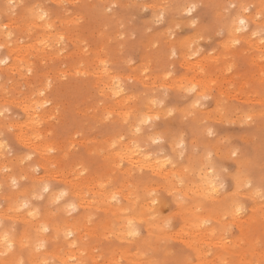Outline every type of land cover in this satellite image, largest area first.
Masks as SVG:
<instances>
[{
	"label": "rangeland",
	"instance_id": "1",
	"mask_svg": "<svg viewBox=\"0 0 264 264\" xmlns=\"http://www.w3.org/2000/svg\"><path fill=\"white\" fill-rule=\"evenodd\" d=\"M179 1L183 7L181 12L176 10L173 15L168 12L160 24L153 23V13L158 12L162 4L177 6ZM16 2L24 7L9 13V0H0V44L4 45L0 48V60L6 62L0 64V107L9 108V112L0 117V132H3L0 140L6 143V148L0 150V168L8 169L7 172H0V213L4 215L2 230L9 233L13 242L10 261L23 260L26 264L20 255L35 254L37 264H44L45 261L47 264H179L178 261L175 263L179 258L186 264H195L196 258L190 253L188 245L182 242V239H191L202 249V259L206 263L240 264V260L243 264H261L259 255L264 257V229L256 233L261 238H255L252 245L247 234L249 225L243 221L250 218V226L262 229L264 202L258 197L252 198L248 189L240 188L235 198L243 205V211L237 215L225 212L237 193L232 177L239 171V163L234 158H228L231 151L238 149L242 159L253 162L250 175L253 184H258L261 176L260 160L264 149V59H261V52L264 48L260 37L252 35L258 25L264 23L257 16L261 0ZM188 3L199 5L190 16L184 12ZM228 3L252 5L248 13L242 15L250 26L252 21L255 23L249 34L251 50L240 39L241 34L235 37L239 40L235 46H230L229 38L233 37L225 30L222 35H216L223 16L241 12L239 7L225 12L224 6ZM38 4L49 13L47 24L52 25L49 29L51 37L43 52L38 50L34 38L42 31L44 22L34 21L28 11ZM109 4L117 5L110 14L104 11ZM145 5L147 9L142 10ZM24 15H27V22L22 23ZM193 19L197 21L195 26L191 25ZM5 25L7 30H4ZM170 28L173 29L171 36L167 35ZM9 31L12 33L10 38L7 36ZM246 31L243 34H247ZM61 36L64 37L63 42L57 43ZM224 39L228 43L223 42ZM192 40L199 41L198 45H193V51L197 46L203 49L195 57L190 56L187 47ZM255 43L258 46L254 47ZM17 44L24 46L26 56L23 61H16L15 54L9 53ZM173 47L177 50L176 56L171 55ZM101 60L107 62V70ZM129 60L131 63H128ZM187 60L190 65L185 64ZM169 72L171 76H168ZM48 80L52 81V86L45 88ZM116 80L123 89L119 95L125 99L114 96L110 91V87L116 90ZM181 83H195L199 91L186 96L178 90ZM165 88L168 97L164 105L154 107L150 100L163 98ZM42 90L45 94L40 96ZM201 93H206L210 99L203 101V108L192 109L194 100ZM29 99L43 105L37 108L42 114L36 121L43 142L52 149L48 151V156L54 162L51 164L53 170L57 169L61 174L76 171L79 177L91 184L94 193L98 191V182H102L108 192L126 189V192L132 193L136 189L140 201L150 203L144 219H130L138 235L132 239H115L117 228L122 223H110L119 219L124 222L126 215L122 211L106 212L97 210L95 205H80L77 197H68L67 190L71 186L67 180L71 179V175L67 182L60 179L61 182L57 179L59 177L49 176L51 171H44L36 163L39 155L17 138L19 130L23 129V124H19L25 118L23 107ZM113 107L124 112L126 119H120L115 112L110 113L109 109ZM169 110H172L171 115ZM190 111L193 115H188ZM145 115L158 119L141 125L142 131L133 135L132 130ZM208 127L214 131L212 137L206 135ZM8 128L12 131L9 132ZM156 136H161L162 142L152 144L149 138ZM181 136L186 145L183 161L173 151ZM114 139L118 141L112 147L116 150L121 143L126 142L131 147L137 143L139 149L157 157L160 162L172 159L176 167L173 164L162 165L169 178H162L148 170L126 172L125 162L119 160L121 169L117 164L103 160V154L110 149L106 142L112 143ZM103 140H107L105 145ZM99 142L104 145L103 148ZM194 144L198 145V151H203L206 144L215 153L217 162L228 169L225 187L216 199L202 200L192 195V186L199 181L198 175L186 176L185 186L176 184L173 179V173H183L184 166L193 155ZM28 156L31 159H26ZM17 164L19 167L15 166ZM102 167L112 175L106 172L100 177ZM116 173L123 176L119 183L110 180ZM30 175L37 177L40 187L43 182L49 184V191L39 200L32 198L40 190L35 191ZM12 179L17 180L15 188L12 187ZM61 188L65 189L63 192L66 195L56 204L51 203L50 192ZM19 190L22 192L18 194ZM153 190L156 195L148 196L147 193ZM173 190L185 196L184 205L178 204L175 196L170 195ZM82 191L85 197L92 198L85 187ZM11 192L17 195L12 198L13 203L19 205L27 198L30 207L12 209L6 198V194ZM115 195L117 200H112V195L107 203L125 206L122 194ZM153 199L157 201L155 205L152 204ZM71 204L76 205L75 211L68 210ZM26 210L36 215L25 214ZM148 220L150 230L146 224ZM204 220L209 222L202 224ZM165 221H171L168 228L164 227ZM34 223L38 225L36 232L31 228ZM68 223L73 232L70 237L53 230ZM42 225L47 226V232L41 231ZM150 234L155 237L153 241L149 239ZM43 236H50L49 242ZM219 239L226 246L214 243ZM26 240L28 243L25 245ZM41 240L44 247L36 251V243ZM128 240L139 245L133 247ZM52 241H55L54 247L51 246ZM226 249L232 250L233 254H224ZM250 250L255 252V256L249 254ZM69 253L73 256L63 263V257ZM134 254L136 261V257L131 259ZM10 261L4 264H10Z\"/></svg>",
	"mask_w": 264,
	"mask_h": 264
},
{
	"label": "bare ground",
	"instance_id": "2",
	"mask_svg": "<svg viewBox=\"0 0 264 264\" xmlns=\"http://www.w3.org/2000/svg\"><path fill=\"white\" fill-rule=\"evenodd\" d=\"M216 1L220 2L221 0H216ZM259 3H261V2H259ZM172 6H173V9H172V11H170L171 15H173L176 12V10H178L180 12H181V10H183V7H181L182 6V2L181 1L178 2L177 6L176 5L175 6L172 5ZM236 15L223 16L224 19H223L221 25L222 24L225 25V28H224L225 33L230 35V36H232V34L228 31V26L231 25L232 19L235 18ZM242 18H244V17H242ZM33 20L35 21L34 18H33ZM221 20L219 22H221ZM36 21H38V20H36ZM25 22H27V15H24L22 17V23H25ZM46 24H47V21L44 22V27L42 28V31L38 32L35 35V38H34L37 41L38 50L40 52H43V48H44V46L46 44L45 42H47L48 39H50V37H51V34L49 33L50 30H49V28L46 27ZM254 25H255V23L253 21L251 23V26H250V23L248 22V28H247V31H246L247 34H243V32L242 33H237V34H235V37L239 36V34H241V36H240L241 40H244V42L247 43V44L251 43V38H250L251 35L249 36V34L252 32V30L254 28ZM225 38L228 41L227 37H225ZM229 39H232V38H229ZM226 40L224 39L223 42H225ZM255 45H257V44L255 43L254 47H255ZM247 46H249V44ZM30 47H31V45H30ZM249 47H250V49L248 48L249 50H251L253 48L252 45L249 46ZM9 53L15 54V58L14 59L16 61L17 60L23 61V59L26 56L25 51H24V46L23 45H18V44L14 45L11 48V50L9 51ZM251 57H252V55H251ZM251 57H250V59H251ZM185 64L186 65H190V61L189 60L185 61ZM110 91L113 94V92L115 91L114 87H110ZM115 96H119L120 98H123V99L126 98V97H124L122 95H115ZM39 105H41V103ZM23 110H24V113H25V118H24L23 122H21V123L18 122L19 124H23V129L21 131L19 130V133L17 134L18 135L17 138H19V140H21V142L25 146L30 147L34 152H36L39 155V160L36 161V163L41 165L43 167L44 171H47V172L51 171V173L49 172V174H48L49 176H52L53 178L59 177L57 179L58 180L61 179L64 182L68 181L67 183H69L70 186H71V188L67 190L68 191V197H70V198H73V197L76 198L77 197L80 200V203H79L80 205H82V204H86V206H89V205L94 206L95 205L94 207H96L97 210L99 208L100 210H105L106 212L107 211H109V212H113L114 211L115 212L116 210H119L120 212L122 211V214L126 215V218H125L126 220L124 222H123V220H120V219L117 220V221L112 220V222L110 223V224H114L116 222H117V224L122 223L117 228L115 239L126 240V239L134 238V237H130V236L127 235L128 231H129L128 221L127 220H130V219L142 220V219H144L147 205L150 204V203L146 204V203H143L142 201H140V198L138 197L139 194L136 191V189L132 193H130L129 191L126 192V189H122V190H119V191L108 192V191H106L104 189L105 186H103V187L100 186L102 184V182H98L97 183V186H99L98 191L96 193H94V192L91 191V188H92L91 184H89L86 180H84L81 177H79L76 174V171H70L68 173L61 174V172L59 170H57V169L53 170L51 168V164H53L54 162L52 161L50 156H48V149L50 148V146L48 147V145H46V143L43 142V140L41 138V135L39 133L38 122L36 121V119L38 117H41L40 115L42 114V112H41V110L37 109L36 102H34V101L30 100V99L25 101V105L23 107ZM109 112L110 113L111 112L112 113L115 112L114 114H118L120 116L119 117L120 119H122V118L126 119L125 113L121 112L118 107H113V109H109ZM153 114H155V112ZM93 116H95V115H93ZM93 118H95V117H93ZM18 123L13 124V126L17 125ZM110 138H113V137H110ZM110 138L109 139L107 138V140H110ZM107 140H103L104 141L103 144ZM134 140H136V142H137V139H134ZM108 142H106L107 146L112 144L111 142L110 143H108ZM117 143H118V141H117ZM119 143H120V141H119ZM98 144L102 148L105 145L104 144L102 146V143H100V142ZM137 145L138 144L135 143L131 147V146L127 145L126 142H124V143H121L119 149H117V150L115 149V147L114 148L109 147L111 150L108 149V151L103 154V160H105L107 162L110 161L111 164L115 163V165L117 164L116 166H118L120 168H121V164L119 163V160L121 162H125L127 164V167L124 168L126 172H127V170H129V171L130 170L131 171H137L138 170L139 172H141L143 170H148L151 173H154L156 175L159 174L162 178H169L168 177V173L163 171V166L158 164V162H160L159 159L157 157H151L147 152H143L141 149H139V145H138V147H137ZM105 149H106V147L104 148V150ZM121 156L124 157L123 160H121ZM104 163L106 164V162H104ZM15 166L19 167L18 164L15 165ZM105 166H107V165H105ZM104 168L102 167V169H100V170H103L101 173H99L100 177H101V175H105V173L107 172L106 170H104ZM109 169L111 170L112 168H109ZM115 169H118V168H115ZM115 169H114V171H115ZM121 169H123V168H121ZM114 171H112V172H114ZM107 173L110 174V171L108 170ZM116 174H115L116 176L115 175H113V177L111 176L112 178H110V180L113 181L114 183H119V182L122 181L123 176L120 175L121 172H120V174H118V173H116ZM122 174H124V173L122 172ZM70 175H71V179L67 180V178ZM110 175H112V174H110ZM110 175L108 177H110ZM97 177L98 176H96L94 178H97ZM29 179H30L31 183L35 186V188H36L35 191L40 190L42 188V187L38 186V183L36 181L37 177H35L33 175H30ZM98 180L99 179H95L94 181H98ZM83 187H85L92 194V198L85 197V194H83V191H82ZM64 190H65L64 188H61V189H58V190H55V191H51L50 192L51 200H53L56 195H58L61 191H64ZM140 190H141V188H140ZM21 192L22 191L19 190L18 194L21 193ZM116 193H121L122 194V197L126 201V205L125 206L124 205L115 206L113 204L107 203V199H109L110 196H112L113 194H116ZM16 196L17 195L15 194V192H13V193L11 192V193L6 194V198L10 202L9 205L14 210H16L19 207V205H17L16 202L13 203V199L12 198L15 199ZM216 198H218L217 195H216V197L214 199H216ZM185 212L189 213L188 211H185ZM25 214H29V210H26ZM178 214H181V212L178 211ZM257 215H258V213L256 214V216ZM252 216L253 215H251V217ZM2 218H4V215L0 213V220H2ZM249 220H250V218L245 219L243 222L247 226L249 225L247 234H248V236H250L251 244L253 245V240H255V238L256 239L261 238V236L259 237V235L256 234V233H258L260 230H263L264 227H262V229H259L258 226L252 227V226H250ZM146 224H148V230H150L151 226L149 225V220L146 221ZM1 225H2V223H0V236H2L6 232V231L2 230ZM31 228L36 232L38 230V225L36 223H34ZM62 229H65L67 231L70 230V223H68L66 226H63V227H55V229L53 228V230L55 232H60V233H62L64 235L65 232ZM189 229H191V228H189ZM263 233H264V231H263ZM192 234H194V232H192ZM255 235H257V236H255ZM29 236L31 237V235H29ZM49 238H50V236L49 237L43 236V239L45 241L48 240V242H49ZM149 239L153 241L155 239V237L150 234L149 235ZM20 241L21 240L19 239L18 242H20ZM131 241L132 240H128L127 241L129 245H131L133 247H137L139 245V244H136V243L131 242ZM182 242L185 245H188V249L190 250V253L192 254V256H194L196 258L195 264H209V263L204 262V259H202L203 251H202V249L200 248V246L197 243L191 241V239H182ZM214 243L216 245H218V246H226V244L221 239H219V241H216ZM51 246H53V247L55 246V241H52ZM223 250H224V248H223ZM224 254L232 255L233 251L229 250V249H226L224 251ZM249 254L255 256V252L252 251V250L249 251ZM20 256H22L25 259L26 264H37V262H38L37 257H36L35 254H32V255L31 254H21ZM71 256H73L71 253H69L66 257L64 256L63 257V263H65L66 260L69 257H71ZM238 256L239 255H237L236 257L238 258ZM259 256L261 258L260 261H261V264H262V262H264V260H263L264 257H263L262 254L259 255ZM135 257H136L135 254L131 255V259L132 260H134ZM136 260H137V257H136L135 261ZM177 261H178L179 264H186L185 261H181V258L177 259L175 263H177ZM239 262H240V264H243V262H241L240 260H239Z\"/></svg>",
	"mask_w": 264,
	"mask_h": 264
},
{
	"label": "snow or ice",
	"instance_id": "3",
	"mask_svg": "<svg viewBox=\"0 0 264 264\" xmlns=\"http://www.w3.org/2000/svg\"><path fill=\"white\" fill-rule=\"evenodd\" d=\"M199 5L196 3H188L184 6V12L187 15H191L195 9ZM18 7H24L23 4H17L16 0H9V3L7 5V10L9 13H13ZM117 7L115 4H109L104 8V11L106 13H111L113 9ZM147 5L142 10L147 9ZM239 7L241 9V12L236 15L235 18L232 19L231 25L228 26V31L232 34L233 38L230 41V46H235L239 44V40L235 38V34L240 33L241 29L237 25H244L245 24V19L242 18V15L244 13H248V9L252 7L250 4H234V3H228L227 5L224 6V11L228 12L231 9H235ZM260 11L257 13L258 18L261 21H264V0H262L260 6ZM173 6L164 3L160 6L159 11L153 13L154 15V20L153 23L155 24H160L164 19L165 16L168 12L172 11ZM29 14L35 19L39 20L41 22H46L49 13L44 10L43 5H35L31 9L28 10ZM197 24V21L195 19L191 20V25L195 26ZM46 27L51 29L52 25L51 24H46ZM177 28L180 27L179 24L176 25ZM225 25H221L220 30L224 31ZM4 30H7V26H4ZM10 37L12 36V33L9 31ZM173 34V29H169L167 35L171 36ZM217 35L220 34V32L216 33ZM201 38H203L201 36ZM64 40V37L61 36L59 40H57V43H62ZM196 40H192L190 43L187 44V47L189 49H192L193 45L196 44ZM46 43V42H45ZM261 46L264 48V40L261 41ZM4 45L0 44V48H3ZM171 55L176 56L177 55V50L175 47L171 49ZM261 59H264V51L261 52ZM6 62L4 60H0V64H5ZM101 64L105 65V70H107V62L104 60L100 61ZM128 63H131L129 60ZM229 70H231V66H229ZM203 71V69H201ZM171 72L168 73V76H171ZM167 78V77H166ZM116 83V90L113 92V95H119V93L123 90L120 87V82L119 80L115 81ZM52 86V81L48 80L45 88L51 87ZM167 91V88L164 89ZM178 90L183 92V93H188V92H198V86L195 83H188L184 84L181 83L178 85ZM45 93L42 90L39 95L43 96ZM200 98L196 101V104L192 105V109H196L199 104L201 103L202 100H207L209 96L206 93H201ZM44 103H47L45 101ZM43 105H37V108L42 107ZM169 115L172 114V110H169ZM188 115H193V113L190 111ZM108 117H105L107 119ZM158 119V117L155 116H150V115H145L142 118H140L139 123L135 127V132L139 133L141 131V125H148L151 121ZM248 120H251V117H248ZM8 131L11 132L12 129L8 128ZM3 135V132H0V136ZM206 135L208 137H212L214 135V131L211 127H208L206 129ZM152 144H159L162 142V137L161 136H156V137H150ZM116 144V141L114 140L109 147H113ZM4 145H0V150L4 149ZM138 147V145H137ZM185 148L186 145L184 143V138L183 136L180 137L179 142L176 143L175 148L173 151L177 152V156L183 161L185 158ZM178 150V151H177ZM48 151H52L51 148L48 149ZM192 153L193 155L188 159L187 164L184 166L183 173L177 174L173 173V179L176 181V184L180 186H185L186 185V176L188 175H198L199 176V181L198 183L194 184L192 186V195L194 197H200L202 200H212L216 197V195L225 187V178L228 174V169L223 166V164H220L217 162L215 159V153L212 151L211 148H209L206 144L203 146V151H198V145H193L192 148ZM229 159H235L239 163V171L235 176L232 177L233 181L236 184L237 187V193L234 194V198L231 201V205L228 208H225L226 214H232V215H237L241 212V203L238 199L235 198V196L238 195V191L240 188H246L252 193V198H259L261 202H264V149H262V155H261V160H260V167H261V176L259 179L258 184H253V180L250 178L251 175V169L253 168L254 164L250 160H244L240 157L239 155V150L235 149L231 151L230 156L228 157ZM26 159H31V156L26 157ZM124 157L121 156V160H123ZM161 166L163 164H173V167H176V164L173 163L172 159H165L162 162H158ZM7 168H0V172H7ZM21 179H24V177H21ZM12 186L15 188L17 185V180L12 179L11 181ZM101 187L104 185L101 184ZM175 188V186H173ZM49 191V184L47 182L42 183V188L40 191L36 192L33 194V199H41L45 193ZM66 195L65 192L61 191L58 195L55 196V198L51 201V203L56 204L58 201H60L64 196ZM148 196H155L156 192L153 190L152 192L147 193ZM170 195L175 196L176 202L180 205L185 204V196L178 194L175 190L170 192ZM138 198V197H137ZM112 200H117V196L113 194L111 197ZM157 201L155 199L152 200V204L155 205ZM30 207V202L27 198L23 200L19 204V208H28ZM75 205L71 204L68 206L69 211H75ZM30 216H35V212H30ZM91 219V217H89ZM209 221L204 220L201 221L202 224H207ZM0 223H3L2 220H0ZM199 226V225H197ZM128 228L129 231L127 233L128 236L134 237L136 236V226L132 220L128 221ZM41 231L47 232L48 228L47 226L42 225L41 226ZM64 235L66 237H70L73 235V232L71 230L65 231ZM2 239L4 241H7L6 244H0V264H4L5 261H10V256L13 252V243L11 242V238L9 233L5 232L2 235ZM28 242L27 240L24 241V244L26 245ZM36 251H39L41 248L44 247V241H39L36 243ZM10 264H24L23 260L19 261H10ZM44 264H47V261L44 262ZM264 264V262H262Z\"/></svg>",
	"mask_w": 264,
	"mask_h": 264
},
{
	"label": "clouds",
	"instance_id": "4",
	"mask_svg": "<svg viewBox=\"0 0 264 264\" xmlns=\"http://www.w3.org/2000/svg\"><path fill=\"white\" fill-rule=\"evenodd\" d=\"M261 2H262V0H261ZM248 11H249V9H248ZM238 27H240V29H241V32L240 33H242V32H244L245 30H247V28H248V21L245 19V24L244 25H237ZM218 32H220V34L219 35H222L223 34V31H218ZM217 35V34H216ZM218 35V36H219ZM252 35L253 36H256V37H260V43H261V41L262 40H264V23H261L260 25H258V27H257V29L252 33ZM7 36L10 38V34H9V32L7 33ZM199 44V41H197L196 42V45H198ZM203 51V49L202 48H200L199 46H197L196 47V49L193 51L192 49H189V52H190V56L191 57H195V56H197L198 54H200L201 52ZM197 92H188V93H185V95L187 96V95H194V94H196ZM167 97H168V90L167 91H165V90H163V98H155V99H152V100H150V103L154 106V107H159V106H163L164 105V103H165V100L167 99ZM200 97L198 96L195 100H194V102H193V104L192 105H194V104H196V101L199 99ZM208 99H210V97L208 98ZM207 99V100H208ZM207 100H202L201 101V103L199 104V106L198 107H200V108H203L205 105H204V103H203V101H207ZM9 112V108L7 107V106H4V107H0V117H4V115H5V113H8ZM141 131H142V129H141ZM140 131V132H141ZM132 132H133V135H136V134H139V133H137V132H135V128L132 130ZM0 145H4L5 147H4V149L6 148V143L3 141V140H0ZM169 160H170V158H168ZM33 171H36V169L35 168H33L32 169ZM13 187V186H12ZM14 188V187H13ZM76 206V205H75ZM75 209H76V207H75ZM74 209V210H75ZM241 211H243V205L241 204ZM170 224H171V221H165V223H164V227L165 228H168L169 226H170ZM136 235H138V230L136 229ZM7 243V241H4L3 239H2V236H0V244H6Z\"/></svg>",
	"mask_w": 264,
	"mask_h": 264
}]
</instances>
